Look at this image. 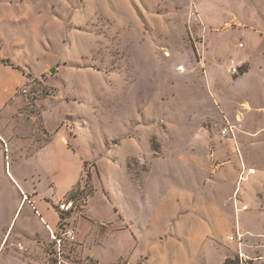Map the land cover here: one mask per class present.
<instances>
[{
  "label": "rangeland",
  "instance_id": "rangeland-1",
  "mask_svg": "<svg viewBox=\"0 0 264 264\" xmlns=\"http://www.w3.org/2000/svg\"><path fill=\"white\" fill-rule=\"evenodd\" d=\"M1 52L13 264H264V0H0Z\"/></svg>",
  "mask_w": 264,
  "mask_h": 264
},
{
  "label": "crops",
  "instance_id": "crops-1",
  "mask_svg": "<svg viewBox=\"0 0 264 264\" xmlns=\"http://www.w3.org/2000/svg\"><path fill=\"white\" fill-rule=\"evenodd\" d=\"M5 61V60H9L8 58H6V55H4L2 52L0 53V116L3 115H7V113L9 112V110H7V108H10L11 106L15 105V99H16V96L13 94V90L16 89V87H14V89H12V85L8 86L5 84V79H2L3 77L4 78H9L10 80L14 79V80H17L19 81L18 82V85L20 82H25L26 79L24 78V76L22 74H20V71H17L13 68H11L10 66L4 64L2 61ZM17 66V65H15ZM19 67V66H18ZM20 68V67H19ZM3 76V77H2ZM18 89V87H17ZM16 89V90H17ZM1 132V131H0ZM1 137V136H0ZM2 138V137H1ZM1 140V139H0ZM4 140V139H3ZM53 138L51 136V139H49L45 146L44 145H40V146H37L36 145V149L39 150V149H43L47 146V144H49L50 142H52ZM2 154H3V158L2 160L0 159V165H1V169L5 170V164H4V151H2V148H0ZM1 170V171H2ZM10 171V170H9ZM7 179L9 180V182L13 185V188L15 189L16 187L20 188L19 184L16 182V180L14 179L13 175H11L9 173V175H7ZM13 179V180H12ZM14 181V182H13ZM23 205V204H22ZM40 210L42 211H46V208L40 204ZM16 216H13L9 223H7L8 219L6 220V223L7 225L6 226H3L2 229L0 228V236H4V240L2 241V243H6V239L8 240L7 237L10 236V234H15L17 233V231H15V229H13V221H14V218ZM45 219H42L40 216H39V219L37 216H33L34 219L37 218L36 220V223L40 225V228L42 231H45L44 233H46L48 236V232L46 231V229L44 228L43 224L41 223V220H43L44 222L48 223L49 226H52V227H56V224L59 220V217L58 216H52V218H50V216H43ZM48 221V222H47ZM3 224L5 222H2ZM54 229V228H52ZM21 233H23V230L20 229L18 230V234L21 235ZM45 234V235H46ZM42 238V237H41ZM53 243V242H52ZM34 251H28L26 254V256H28V260L31 262L32 261V264H49L47 259L44 257V254L41 252L39 254H33ZM14 254L16 255L17 252L15 250H8L7 251V247L6 249H4L3 253H2V246L0 247V258L1 257H5L6 260L9 261V263H6V264H13V261L15 259V256ZM43 255V256H42ZM32 256V257H30ZM26 263H28L27 261H24ZM99 264H101L100 262H98ZM23 264V263H21ZM55 264V261L54 263ZM102 264H109V263H102Z\"/></svg>",
  "mask_w": 264,
  "mask_h": 264
},
{
  "label": "built area",
  "instance_id": "built-area-1",
  "mask_svg": "<svg viewBox=\"0 0 264 264\" xmlns=\"http://www.w3.org/2000/svg\"><path fill=\"white\" fill-rule=\"evenodd\" d=\"M22 93L24 94V93H26V91L23 90ZM225 133H226V130L223 132V134H225ZM4 153L7 154L6 148L4 149ZM56 209H57V212H59L60 214L64 215V214H67V213L75 210L76 209V204H75V202L73 200L62 201L61 203L57 204V208ZM242 209H244V207ZM41 223L43 224L44 228L48 232L49 237L51 238V241L55 242L58 245V248H59L60 247V239H58V237H56L57 235H55V232H54L55 229H52L49 226V224L44 222L43 220H41ZM63 223H64V220H63ZM64 229H66V227H63L61 229V231L63 232L62 236L65 235L67 240H69V242H73L74 241V236H73L74 231L72 229H70V230L66 231V233H65ZM227 240L230 241V242H233V241L237 240L238 245H240V243H241V235H237L235 237H233V236L227 237ZM56 264H63V263L60 262V260H58V263L56 262Z\"/></svg>",
  "mask_w": 264,
  "mask_h": 264
},
{
  "label": "trees",
  "instance_id": "trees-1",
  "mask_svg": "<svg viewBox=\"0 0 264 264\" xmlns=\"http://www.w3.org/2000/svg\"><path fill=\"white\" fill-rule=\"evenodd\" d=\"M2 62H3L4 64L10 66L11 68L17 70V71H21V69H20L18 66H15V65L11 64V63L8 62V61H2ZM73 201H74V200H73ZM60 215H62V214H60ZM224 264H226V263H224Z\"/></svg>",
  "mask_w": 264,
  "mask_h": 264
},
{
  "label": "water",
  "instance_id": "water-1",
  "mask_svg": "<svg viewBox=\"0 0 264 264\" xmlns=\"http://www.w3.org/2000/svg\"><path fill=\"white\" fill-rule=\"evenodd\" d=\"M54 71H55V69H51L49 73H52V74H53V73H54Z\"/></svg>",
  "mask_w": 264,
  "mask_h": 264
},
{
  "label": "bare ground",
  "instance_id": "bare-ground-1",
  "mask_svg": "<svg viewBox=\"0 0 264 264\" xmlns=\"http://www.w3.org/2000/svg\"><path fill=\"white\" fill-rule=\"evenodd\" d=\"M249 173H252V170H250Z\"/></svg>",
  "mask_w": 264,
  "mask_h": 264
}]
</instances>
